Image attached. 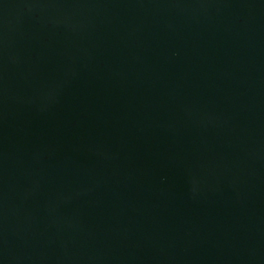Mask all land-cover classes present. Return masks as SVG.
Listing matches in <instances>:
<instances>
[{
	"label": "water",
	"instance_id": "water-1",
	"mask_svg": "<svg viewBox=\"0 0 264 264\" xmlns=\"http://www.w3.org/2000/svg\"><path fill=\"white\" fill-rule=\"evenodd\" d=\"M0 264H264V0H0Z\"/></svg>",
	"mask_w": 264,
	"mask_h": 264
}]
</instances>
